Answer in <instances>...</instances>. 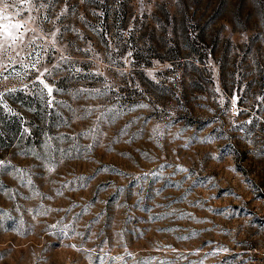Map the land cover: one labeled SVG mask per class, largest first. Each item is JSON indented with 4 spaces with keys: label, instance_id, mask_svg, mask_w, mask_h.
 Wrapping results in <instances>:
<instances>
[{
    "label": "rangeland",
    "instance_id": "374dc122",
    "mask_svg": "<svg viewBox=\"0 0 264 264\" xmlns=\"http://www.w3.org/2000/svg\"><path fill=\"white\" fill-rule=\"evenodd\" d=\"M0 25V264H264V0H0Z\"/></svg>",
    "mask_w": 264,
    "mask_h": 264
},
{
    "label": "trees",
    "instance_id": "16d2710c",
    "mask_svg": "<svg viewBox=\"0 0 264 264\" xmlns=\"http://www.w3.org/2000/svg\"><path fill=\"white\" fill-rule=\"evenodd\" d=\"M4 115L5 113L3 111V107L2 105H0V144H3L5 146V142L7 141L10 144V142L13 141V137L10 138L9 131H7V129L9 128L7 126V123H5ZM2 157H3V152L0 151V160L2 159Z\"/></svg>",
    "mask_w": 264,
    "mask_h": 264
},
{
    "label": "snow or ice",
    "instance_id": "6c2138e0",
    "mask_svg": "<svg viewBox=\"0 0 264 264\" xmlns=\"http://www.w3.org/2000/svg\"><path fill=\"white\" fill-rule=\"evenodd\" d=\"M0 30H5L3 25H0ZM45 87H47V85H45ZM51 91V88H48V92L51 93Z\"/></svg>",
    "mask_w": 264,
    "mask_h": 264
}]
</instances>
